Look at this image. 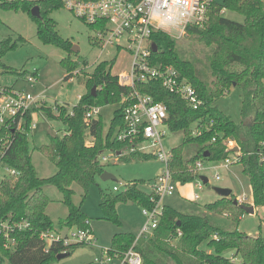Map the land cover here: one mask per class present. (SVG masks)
<instances>
[{
	"label": "trees",
	"instance_id": "obj_1",
	"mask_svg": "<svg viewBox=\"0 0 264 264\" xmlns=\"http://www.w3.org/2000/svg\"><path fill=\"white\" fill-rule=\"evenodd\" d=\"M64 4L65 0H0V9L27 12L37 23V35L41 41L73 52V43L58 32L57 21L51 16ZM36 5L40 7L41 18L31 14ZM226 11L239 13L244 20L229 18ZM87 24L92 29L100 25ZM187 34L210 48L205 58L181 49L177 40L164 31L153 33L152 40L158 45V50L153 51L152 57L155 62L176 67L196 88L204 104L193 109L180 95L165 89L160 81L141 86L156 101L165 103L169 129L183 134V142L172 148L170 168L173 177L180 183L196 180L199 174L194 171L195 162L200 158L211 161L225 159L234 153L227 146V142L233 140L242 152L239 162L243 165V173L250 179L255 208L264 207V162L257 154H248L256 151L264 141V0H223L221 3L215 0L205 24L190 26ZM19 39L23 40L22 37ZM16 46L17 42L10 38L0 41V57ZM115 62L116 58L98 63L88 78L87 93L71 110L67 104L58 102L54 105L43 102L39 106L38 109L49 119H61L66 126L64 134L50 135L48 144L36 148L56 164L57 171L53 175L40 176L33 162V149L29 142L31 114L26 128L12 134L5 162L21 174L17 178L2 180L0 222L26 220L32 228L12 232L8 240L0 227V264H5V260L10 264H50L59 253L67 251L71 254L80 245H86L85 242L65 245L61 240L47 246L40 233L63 228H91L82 204L97 177L105 171L101 160L105 152H121L118 156L120 161L152 158L135 152L125 153L127 145L114 139L124 123L123 107L116 111L108 132L103 131L101 116L85 119L90 107L121 102L123 95L129 92L128 87L120 84L118 74L112 72ZM62 63L69 70L66 80L79 73H74L81 64L79 60L72 61L68 56ZM82 63L85 67L88 65L86 61ZM29 72L23 69L16 74L25 79ZM232 86L239 87L243 94L240 123L217 104V100ZM200 123L202 133L192 135V129ZM2 135L0 130V138ZM87 136L92 140L88 141ZM206 152H209L208 157L204 156ZM74 183L84 190L81 204L74 201ZM47 185H55L63 193L62 201L68 209L67 215L59 220V229L47 212L51 202L45 191ZM232 195L206 204V212L225 215L238 223L246 212L234 203L236 198ZM152 196L142 191L137 181L130 183L120 194L111 196L103 193V217L119 221L116 212L118 202L131 200L150 207ZM137 236L131 232L116 233L109 247L110 255L122 257ZM135 247L142 254L143 264H264V236L261 233L248 235L238 228L220 225L206 213H184L169 205H165L153 234L141 236ZM227 250H233L234 255L226 256Z\"/></svg>",
	"mask_w": 264,
	"mask_h": 264
},
{
	"label": "rangeland",
	"instance_id": "obj_2",
	"mask_svg": "<svg viewBox=\"0 0 264 264\" xmlns=\"http://www.w3.org/2000/svg\"><path fill=\"white\" fill-rule=\"evenodd\" d=\"M223 0H217L221 3ZM225 15L231 19L242 22L243 15L237 12L226 11ZM51 16L57 21L58 32L72 43V51L69 52L51 43H44L37 35V23L25 11L0 9V41L10 38L17 42V46L8 49L0 57V85L15 86L26 89L34 95H42L46 104L54 105L57 102L68 106L69 110L77 105L79 95H85L88 91L87 81L95 67L103 60L116 58L112 72L120 74L129 67L131 58L126 49L118 50L116 47L108 46L102 49L95 43V29H92L84 20L77 17L66 7L52 12ZM20 37L23 38L19 39ZM181 49L194 52L200 58L210 53V48L195 41L191 35L186 34L177 40ZM76 46L78 51H74ZM71 56L72 61L79 60L81 64L74 71L71 79L65 77L69 73L68 68L63 65V59ZM82 61L88 64L86 67ZM11 69L12 71H7ZM23 69L32 71L38 70L37 80L32 85L27 79L20 78L16 71ZM82 69V70H81ZM80 70V71H79ZM242 99L243 94L239 87L232 86L221 98L217 100L220 109L228 114L235 122L242 121ZM122 108L121 102L111 103L101 107L100 115L103 121V131L108 132L112 127L116 111ZM32 119L37 123V128L29 131V142L33 149V162L40 176L48 177L57 171L56 164L46 157L37 147H41L50 142V135L64 134L65 123L61 119H49L41 110H34L31 113ZM252 120L250 119V122ZM88 141L91 137L87 136ZM183 142V134L173 133L167 129V136L164 143L167 149H172ZM107 161H103L105 172L113 175L115 179H102L98 176L87 193L82 204V210L88 215L89 222L94 231V241L86 245H80L70 255L55 259L50 264H120L119 258H114L113 262H103L107 258V249L111 246L112 238L119 232H131L140 235L147 217L143 213L144 206L135 201H120L116 205V212L119 221L108 220L103 216L105 211L101 207V197L103 193L111 196L124 192L128 185L134 181L138 182V187L147 193L152 192L153 184L157 176L163 171L164 163L157 158L135 159L132 161H120L115 155L105 152ZM207 169L200 172L208 178V182L202 180V188H196L195 183L200 182L199 178L188 183H177L176 192L164 198L163 202L184 213H206L214 218L217 223L230 229L238 228L248 235L262 234L264 236V207L255 208V214L245 213L238 223H234L225 215H215L206 212L205 205L220 198L216 187H226L233 191L232 197L236 198L243 194L248 197V202L252 200V186L250 179L243 173V165L238 162L229 167L223 165L218 168L212 166L219 165L220 161L204 160ZM195 171V170H194ZM195 173H197L195 171ZM221 178L217 179L216 174ZM5 171L0 168V177ZM117 186L118 190H114ZM74 201L81 204L83 199V188L74 183ZM46 193L51 202L47 208L48 214L56 223L59 229V220L65 217L68 212L67 206L63 203V193L55 185H47ZM198 193L200 198L193 200L191 197ZM73 229H76L74 227ZM61 231V230H60ZM72 233L63 229L61 233ZM228 257L234 255L233 250L224 253ZM5 264H10L5 260Z\"/></svg>",
	"mask_w": 264,
	"mask_h": 264
},
{
	"label": "built area",
	"instance_id": "obj_3",
	"mask_svg": "<svg viewBox=\"0 0 264 264\" xmlns=\"http://www.w3.org/2000/svg\"><path fill=\"white\" fill-rule=\"evenodd\" d=\"M215 0H65L64 7L71 10L77 17L86 23L100 24L95 29V43L102 49L108 46L117 49H126L130 53V64L126 71L118 74L121 85L128 87L129 92L123 95L121 101L123 107V126L117 130L114 139L125 143V153H139L150 155L164 163L163 171L157 176L153 184L151 194L152 205L144 206L143 213L147 217L146 224L134 244L123 254L122 257H113L107 249V258L103 262H113L119 258L120 264H143L142 254L136 249L139 238L143 235L153 234L164 213V198L173 195L177 190V183L170 168L172 149H167L164 143L169 129L167 107L165 103L156 101L151 93L145 92L142 85L153 81H160L161 85L180 95L190 107L198 109L204 104L196 88L184 78L180 71L172 66L155 62L152 57L153 33L164 31L176 40L183 38L188 28L192 25L203 26L208 19V12ZM77 73V72H75ZM38 70L29 72L27 79L32 85L37 80ZM82 96L79 95V98ZM46 100L42 95H34L32 92L15 86L0 85V130L3 135L0 138V168L5 174L0 177V192L2 180L6 177L17 178L21 173L18 169L5 162L7 150L12 144L13 133L24 130L28 115ZM54 106V110L57 111ZM100 106H92L87 112L85 119L91 120L100 115ZM201 123L196 125L191 134L194 136L202 133ZM30 130L37 128V123L31 119ZM216 138H213L215 141ZM231 153L228 157L220 160L218 168L223 165L229 167L238 163L242 158V152L235 148L236 141L227 142ZM257 154L260 161L264 162V141L260 143L256 151L248 152L249 155ZM117 158L121 152H109ZM102 161H107L104 155ZM199 174L200 182L195 183L196 188H202L200 172L207 169L205 161L198 159L194 166ZM197 178V179H198ZM220 179V174H216ZM114 190H118L115 186ZM200 195L195 193L191 199L198 200ZM239 204L254 205L252 200L243 194L236 197ZM255 206V205H254ZM2 232L7 239L15 231L31 229V223L26 220H4L0 222ZM72 233H61L58 230L43 231L40 237L47 246L55 241H63L65 245L94 241V233L91 228L69 229Z\"/></svg>",
	"mask_w": 264,
	"mask_h": 264
},
{
	"label": "water",
	"instance_id": "obj_4",
	"mask_svg": "<svg viewBox=\"0 0 264 264\" xmlns=\"http://www.w3.org/2000/svg\"><path fill=\"white\" fill-rule=\"evenodd\" d=\"M31 14L35 17H38V18H41V11H40V7L38 5L34 6L32 9H31ZM74 51H78V48L76 46H74L73 48ZM152 50L154 52H156L158 50V45L154 42L152 44ZM96 88L94 87L93 88V91L95 90ZM240 148L239 146H237L235 148L236 151H238ZM204 156L208 157L209 156V152H206L204 154ZM102 179H115V177L107 172H103L101 175ZM200 178L206 183L208 182V178L204 175H201ZM217 193L220 195V197H231L233 191L232 189L230 188H226V187H216L215 188ZM234 203L236 205H239L242 209L245 210L246 213H249V214H255V206L253 204L251 205H248V204H239L237 202V200L235 199L234 200ZM70 255V252H61L57 255V259H61V258H64L66 256Z\"/></svg>",
	"mask_w": 264,
	"mask_h": 264
},
{
	"label": "crops",
	"instance_id": "obj_5",
	"mask_svg": "<svg viewBox=\"0 0 264 264\" xmlns=\"http://www.w3.org/2000/svg\"><path fill=\"white\" fill-rule=\"evenodd\" d=\"M151 193V192H150ZM190 198H191V195L189 196ZM217 200V199H216ZM215 201V200H214ZM165 204V203H164ZM165 205H167V204H165ZM50 215V214H49ZM67 215V214H66ZM65 215V216H66ZM64 229V228H63ZM63 229L61 230L62 232H63ZM67 230H68V228H66ZM91 229H92V231H93V228L91 227ZM93 233H94V231H93Z\"/></svg>",
	"mask_w": 264,
	"mask_h": 264
}]
</instances>
